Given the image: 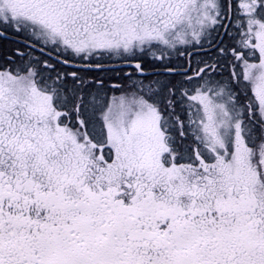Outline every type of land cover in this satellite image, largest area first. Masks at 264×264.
I'll list each match as a JSON object with an SVG mask.
<instances>
[{
	"label": "snow or ice",
	"instance_id": "1",
	"mask_svg": "<svg viewBox=\"0 0 264 264\" xmlns=\"http://www.w3.org/2000/svg\"><path fill=\"white\" fill-rule=\"evenodd\" d=\"M0 264H264V0H0Z\"/></svg>",
	"mask_w": 264,
	"mask_h": 264
}]
</instances>
